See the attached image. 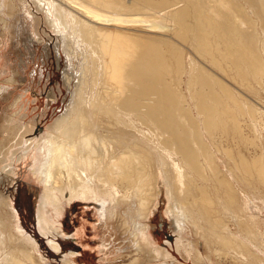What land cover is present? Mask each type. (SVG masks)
<instances>
[{
	"label": "bare ground",
	"instance_id": "1",
	"mask_svg": "<svg viewBox=\"0 0 264 264\" xmlns=\"http://www.w3.org/2000/svg\"><path fill=\"white\" fill-rule=\"evenodd\" d=\"M30 1L65 59L68 97L45 129L3 127L0 184L30 159L48 245L61 248L64 203L101 201L106 219L135 203L127 264H187L149 229L164 194L183 259L264 264V0ZM7 197L0 190V264H49Z\"/></svg>",
	"mask_w": 264,
	"mask_h": 264
},
{
	"label": "rangeland",
	"instance_id": "2",
	"mask_svg": "<svg viewBox=\"0 0 264 264\" xmlns=\"http://www.w3.org/2000/svg\"><path fill=\"white\" fill-rule=\"evenodd\" d=\"M0 4V137L3 127L30 120L40 131L52 123L66 105L68 91L62 78L65 59L53 45L54 35L51 34V41L47 37L50 29L44 23L43 13L35 10L30 0H0ZM27 10L37 14L40 21L32 22ZM260 92L264 104V90ZM243 95L252 103L258 101L256 95L246 89ZM14 163L13 179H3L0 190L9 201L11 199L21 227L36 239L37 249L48 256L49 264H64L62 259L69 251H75V255L68 253L65 257L71 264H127L133 260L136 255L133 246L136 244L135 203L130 207H117V214L110 219L100 216V209L104 206L101 201L93 203L74 199L69 204L64 203L61 216H54L61 231L54 232L61 246L57 252L37 228V206L43 188L30 174L32 163L30 159ZM3 165H0L1 177L4 175ZM167 206L163 194L148 219L151 235L158 246L176 258V263L194 264L189 258L183 259L176 250L177 226L166 213ZM188 227L185 225V237L191 238V228ZM151 262L143 264H153Z\"/></svg>",
	"mask_w": 264,
	"mask_h": 264
}]
</instances>
